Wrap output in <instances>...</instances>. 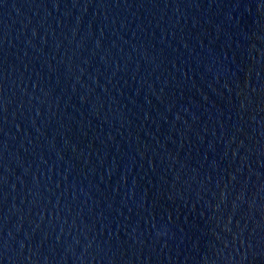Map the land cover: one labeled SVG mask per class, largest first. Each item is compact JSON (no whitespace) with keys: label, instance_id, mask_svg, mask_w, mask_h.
I'll use <instances>...</instances> for the list:
<instances>
[{"label":"water","instance_id":"95a60500","mask_svg":"<svg viewBox=\"0 0 264 264\" xmlns=\"http://www.w3.org/2000/svg\"><path fill=\"white\" fill-rule=\"evenodd\" d=\"M28 0H0V46Z\"/></svg>","mask_w":264,"mask_h":264}]
</instances>
